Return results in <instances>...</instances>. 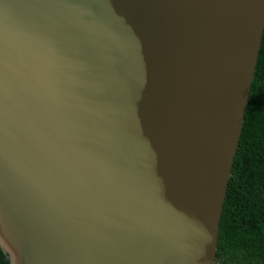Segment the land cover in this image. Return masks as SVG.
I'll list each match as a JSON object with an SVG mask.
<instances>
[{
	"label": "water",
	"instance_id": "water-1",
	"mask_svg": "<svg viewBox=\"0 0 264 264\" xmlns=\"http://www.w3.org/2000/svg\"><path fill=\"white\" fill-rule=\"evenodd\" d=\"M264 0H0L9 264H216Z\"/></svg>",
	"mask_w": 264,
	"mask_h": 264
},
{
	"label": "trees",
	"instance_id": "trees-1",
	"mask_svg": "<svg viewBox=\"0 0 264 264\" xmlns=\"http://www.w3.org/2000/svg\"><path fill=\"white\" fill-rule=\"evenodd\" d=\"M231 168L216 264H264V30ZM0 264H9L0 247Z\"/></svg>",
	"mask_w": 264,
	"mask_h": 264
}]
</instances>
